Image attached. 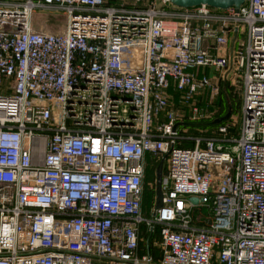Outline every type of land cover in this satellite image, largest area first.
Instances as JSON below:
<instances>
[{"label":"built area","instance_id":"built-area-1","mask_svg":"<svg viewBox=\"0 0 264 264\" xmlns=\"http://www.w3.org/2000/svg\"><path fill=\"white\" fill-rule=\"evenodd\" d=\"M223 82L238 131L190 133ZM0 264H264V0H0Z\"/></svg>","mask_w":264,"mask_h":264},{"label":"rangeland","instance_id":"rangeland-1","mask_svg":"<svg viewBox=\"0 0 264 264\" xmlns=\"http://www.w3.org/2000/svg\"><path fill=\"white\" fill-rule=\"evenodd\" d=\"M32 29L34 31L48 32V33H60L64 27V16L61 14H46L41 12H35L31 17ZM219 79V77H217ZM172 96L175 98V94L172 93ZM172 97V98H173ZM173 105L177 107V102L172 101ZM221 105V106H220ZM221 109H220V107ZM203 110L208 116L205 121L216 122L219 119L225 118L221 123L229 121L230 117L235 118L234 127L235 133L238 131L241 126V90L238 85L230 86L229 82H223L220 85V92L218 98L215 99L213 104L208 105L207 102L203 105ZM204 122V123H206ZM218 124V125H219ZM205 125V124H204ZM190 133H195V129H202L211 131L213 128L210 126H197V125H186ZM159 164V163H158ZM146 173L144 179V193H143V204H142V214L144 217H149L152 213V209L155 206V161L152 160L150 155L146 156ZM158 166V165H157ZM207 213L204 209L202 214ZM195 216L200 215L199 209L194 210ZM146 232H143L145 237Z\"/></svg>","mask_w":264,"mask_h":264},{"label":"water","instance_id":"water-1","mask_svg":"<svg viewBox=\"0 0 264 264\" xmlns=\"http://www.w3.org/2000/svg\"><path fill=\"white\" fill-rule=\"evenodd\" d=\"M245 0H170V3L178 8H193L201 5L208 6L210 8L225 10L229 8H238L244 3ZM225 118L219 119L215 124L221 123ZM163 163L159 162L155 171V209H160L162 206V194H161V181H162V169ZM189 202L192 204H197L198 200L196 198H190Z\"/></svg>","mask_w":264,"mask_h":264},{"label":"trees","instance_id":"trees-1","mask_svg":"<svg viewBox=\"0 0 264 264\" xmlns=\"http://www.w3.org/2000/svg\"><path fill=\"white\" fill-rule=\"evenodd\" d=\"M217 98H218V96H217ZM216 98V99H217ZM221 106V105H220ZM219 106V107H220ZM220 109H221V107H220ZM206 122V121H205ZM205 124V125H204ZM194 125H197V126H210V128H215L218 124H215L213 121L211 122H206V123H200V124H194ZM235 132V131H234ZM194 134H196V133H194ZM187 146H189V147H192L193 146V143L191 142V143H188V145ZM151 156V155H150ZM151 158H152V160L154 161V159H153V157L151 156ZM157 165H158V162H155V169H156V167H157ZM151 252H153V249H151Z\"/></svg>","mask_w":264,"mask_h":264},{"label":"crops","instance_id":"crops-1","mask_svg":"<svg viewBox=\"0 0 264 264\" xmlns=\"http://www.w3.org/2000/svg\"><path fill=\"white\" fill-rule=\"evenodd\" d=\"M142 238H143V242L140 244V251H141V253H147V250L150 249L148 247V245L150 246L151 240L147 241L148 240V236L147 235H145V237L142 235ZM151 253H153V252H151Z\"/></svg>","mask_w":264,"mask_h":264}]
</instances>
